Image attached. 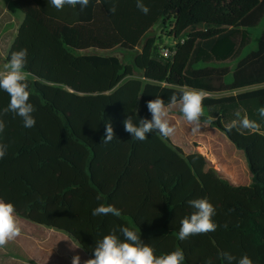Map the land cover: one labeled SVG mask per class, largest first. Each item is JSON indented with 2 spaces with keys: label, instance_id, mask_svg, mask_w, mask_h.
Returning a JSON list of instances; mask_svg holds the SVG:
<instances>
[{
  "label": "trees",
  "instance_id": "16d2710c",
  "mask_svg": "<svg viewBox=\"0 0 264 264\" xmlns=\"http://www.w3.org/2000/svg\"><path fill=\"white\" fill-rule=\"evenodd\" d=\"M8 1L24 19L6 62L12 52L27 49L24 70L36 109L30 129L15 113L2 117L0 143L7 150L0 159V200L14 205L18 219L65 234L88 259L94 258L96 241L123 225L141 235L156 256L182 249L184 264H228L224 252L236 257L232 264L245 254L253 264H264V118L257 113L264 87L203 100L209 116L200 121L244 153L252 174L246 186L234 185L209 168L204 155H188L170 138L153 132L139 141L124 128L129 115L137 124L151 119L147 101L160 97L167 106L184 87L213 94L264 84V33L243 56L264 18V0H143L147 15L136 0H89L83 9L66 5L60 11L50 0ZM113 4L115 14L109 12ZM158 25L174 45L161 47L149 36L133 65L90 52L134 51ZM235 61L230 80L228 68L197 67ZM9 102L0 90V111ZM236 112L259 127L229 131ZM106 122L115 133L108 144L102 143ZM225 169L243 180L236 168ZM197 198L213 204L218 227L181 241L180 222L194 211L187 202ZM101 203L120 215L93 216ZM18 238L13 241L22 249ZM42 239L33 255L57 253L65 260L64 251Z\"/></svg>",
  "mask_w": 264,
  "mask_h": 264
},
{
  "label": "clouds",
  "instance_id": "9594fccd",
  "mask_svg": "<svg viewBox=\"0 0 264 264\" xmlns=\"http://www.w3.org/2000/svg\"><path fill=\"white\" fill-rule=\"evenodd\" d=\"M99 3L100 0H97ZM51 5L58 11L64 7L71 6L75 8L80 5L81 9L89 4V0H50ZM136 7L145 15L150 9L143 3V0H136ZM116 6L113 4L109 12L115 14ZM27 49H21L11 53L10 59L0 69V90L6 92L10 97V102L6 108L0 111V133L5 129L3 115L8 112L15 113L22 119L23 127L33 128L36 124L32 113L36 111L33 104L29 102V82L27 73L24 69L27 64ZM206 92L194 88H181L180 96L175 93L170 97V102L166 106L162 98L156 97L147 101V109L151 113V119L142 118L139 123L134 122V116L129 115L124 121L125 131L139 141L148 138V134L157 132L163 138H170L174 135L176 128L169 120L170 110L179 104L183 119L190 125H193V131L200 128V120L204 115L203 100L206 98ZM257 113L264 118V106L257 109ZM238 119L233 120L229 125V131L240 127L247 130H256L259 125L256 121L247 116L240 118V113H235ZM106 134L102 143L108 144L115 138V133L110 122H106ZM7 146L0 143V159L6 154ZM99 199V197H98ZM194 209L190 216L184 217L180 224L178 238L183 241L190 236L207 234L214 232L218 225L213 217L216 214L215 207L207 198L192 199L187 202ZM119 216L120 212L113 205L99 204L93 209V216L106 215ZM22 224L16 215L15 207L10 202L0 200V248L4 247L9 241L15 239L21 234ZM119 232L120 236L116 233ZM121 236L123 240H121ZM94 258L85 261V264H184L185 255L182 249H175L170 253L155 255V250L149 244L141 239L135 230L127 226L113 227L111 232L105 235L101 240L96 241L94 248ZM222 257L232 264L236 257L230 253L224 252ZM72 264H80V257L75 256ZM204 264H212L208 259ZM237 264H253V261L245 254Z\"/></svg>",
  "mask_w": 264,
  "mask_h": 264
},
{
  "label": "rangeland",
  "instance_id": "374dc122",
  "mask_svg": "<svg viewBox=\"0 0 264 264\" xmlns=\"http://www.w3.org/2000/svg\"><path fill=\"white\" fill-rule=\"evenodd\" d=\"M5 3H10L8 0H0V36L4 30L5 36L3 39L4 43L8 42V36L10 35L7 30L12 28L11 26L18 22L17 16L20 21H23L24 15L19 10L15 9L11 6L13 12L17 15H10L8 11H5L1 6ZM11 31V30H10ZM253 42L252 44L244 50L243 56L251 51H253L257 47V43L259 41L260 36L264 33V18L260 22V24L253 28ZM149 36L157 37L158 43L161 47H171L174 45V41L169 38L168 31L162 29L161 26H156L155 29L150 32L146 37H144L140 45L134 51H128L121 48L115 49L113 52H103L91 50L90 52L98 53L101 55H115L120 58V60L126 65H133L135 56L141 51L145 40ZM3 46L0 51V69L3 68V65L6 63L4 58L2 57V53L4 52ZM237 61L228 62L221 65H198L197 67H218V68H228L230 73L227 76V80L231 79L232 72L235 69ZM136 77H141V72L139 70L135 71ZM207 94V93H206ZM232 94V92L225 93H213L207 94L209 97H223V95ZM175 109L176 112L174 111ZM204 115L209 116V109L207 107H203ZM178 117V118H177ZM169 120L171 124L176 128V131L172 137H170L171 141L180 146L179 143H184L186 145L191 144V138L198 137L201 140L200 149L198 152L204 155L208 161L213 164V166L209 165V168L214 169L217 173L228 179H232L233 177L230 173H228L225 169V165H230L233 168L243 175L244 178H247L251 181V172L249 167L246 168L242 163L246 158L244 155L236 153L239 151L232 152L230 149V142L225 136L223 132L218 130L215 127H212L208 122L200 121V128L198 131H193V125L188 124L182 116L180 112L179 104L173 107L169 113ZM186 148V147H184ZM203 148V149H202ZM206 149V150H204ZM234 150V149H233ZM206 152V153H205ZM207 155V156H206ZM247 163V162H246ZM247 167V166H246ZM245 183V182H243ZM241 185V184H239ZM22 224L21 234L18 236L19 244L23 245L22 249L13 241H9L4 247L0 248V264H72L73 258L75 256L80 257V264H85V261L88 260V257L82 252L83 250L68 236L61 232H57L55 230L39 227L33 225L32 223H25V221L19 219ZM24 225V226H23ZM39 236H42L44 239H50L48 244H52V246L56 247L58 251H64L63 254L66 256L65 260L57 259L56 256L51 253H45L44 255L36 256L33 255L35 248H37V243L39 240ZM66 246H70V249L66 250ZM28 250V251H27ZM27 251V253H26ZM30 252V253H28ZM88 256V255H87ZM90 259V258H89Z\"/></svg>",
  "mask_w": 264,
  "mask_h": 264
},
{
  "label": "crops",
  "instance_id": "0c3cea01",
  "mask_svg": "<svg viewBox=\"0 0 264 264\" xmlns=\"http://www.w3.org/2000/svg\"><path fill=\"white\" fill-rule=\"evenodd\" d=\"M11 6H12L11 4L9 5L8 3H5L1 7L4 8L5 11H8L10 13V15H16L13 12ZM17 19H18V22L16 24L12 25L11 26L12 28H10L9 30H7L8 32H11V33H9L10 35L8 36V42L7 43H4L3 42L4 36H5L4 30L2 32V35L0 36V51H1V47L3 46V48H5L4 49V52L5 53H2V57L4 58L5 61H6L7 53H8V51H9V49H10V47H11V45H12V43H13L16 35H17L18 28H19L20 24L22 23V21H20V19H19L18 16H17ZM263 87H264V84H261L259 86L245 88V89H240V90H237V91H233L232 94L223 95V97L224 96H230V95H236L237 93H240V92H245V91H249V90H253V89H257V88H263ZM176 110L177 109H175L174 111L176 112ZM200 143H201V140L198 139V137L196 138V137H193L192 136V138H191V144L186 145L184 143H179V145H180L179 147H181L183 149V151L186 154L189 155V154H193V153H199L198 152V149L201 148L200 147ZM184 147H186V148H184ZM230 148H231L230 150L232 152L236 151V148H235V146L232 143L230 144ZM236 153L241 154V155H244V153L241 152V151H236ZM246 162H247L246 160L245 161H242V163H243V165L245 167V170H246V168H248V164ZM209 165L213 166V164H211L210 162H209ZM250 176H251V181L249 179H247V178H244V177H243V180L238 179V178H236V179L233 178V180L232 179H228V178L227 179L230 180L236 186H246V185H249L252 182V175H250ZM224 178H226V177H224ZM243 182H245V183H243ZM239 184H241V185H239Z\"/></svg>",
  "mask_w": 264,
  "mask_h": 264
},
{
  "label": "built area",
  "instance_id": "2783aa9c",
  "mask_svg": "<svg viewBox=\"0 0 264 264\" xmlns=\"http://www.w3.org/2000/svg\"><path fill=\"white\" fill-rule=\"evenodd\" d=\"M162 55H163L165 58H167V57L170 55L169 50H167V49L163 50V51H162Z\"/></svg>",
  "mask_w": 264,
  "mask_h": 264
},
{
  "label": "bare ground",
  "instance_id": "6f19581e",
  "mask_svg": "<svg viewBox=\"0 0 264 264\" xmlns=\"http://www.w3.org/2000/svg\"><path fill=\"white\" fill-rule=\"evenodd\" d=\"M203 149V148H202ZM204 150H206V149H204ZM206 153V152H205Z\"/></svg>",
  "mask_w": 264,
  "mask_h": 264
}]
</instances>
